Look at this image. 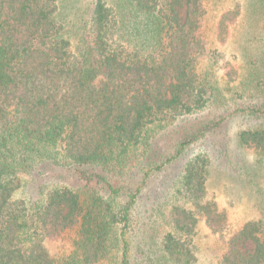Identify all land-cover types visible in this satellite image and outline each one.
I'll return each instance as SVG.
<instances>
[{
	"label": "trees",
	"instance_id": "16d2710c",
	"mask_svg": "<svg viewBox=\"0 0 264 264\" xmlns=\"http://www.w3.org/2000/svg\"><path fill=\"white\" fill-rule=\"evenodd\" d=\"M206 1L91 0L68 13L78 0H0V264H132L142 188L198 140L188 133L163 158L152 131L220 101L200 70L224 62L202 36ZM238 12L220 16L219 35ZM228 69L236 109L257 121L238 141L264 158V62ZM209 166L202 150L186 161L185 206L160 236V256L135 255L136 264H194L199 222L225 245L216 264H264V217L230 231L208 190ZM66 234L69 249L53 253L48 243Z\"/></svg>",
	"mask_w": 264,
	"mask_h": 264
},
{
	"label": "rangeland",
	"instance_id": "374dc122",
	"mask_svg": "<svg viewBox=\"0 0 264 264\" xmlns=\"http://www.w3.org/2000/svg\"><path fill=\"white\" fill-rule=\"evenodd\" d=\"M90 1L78 0L75 6H68V13L83 11ZM205 4L207 11L202 36L210 49L222 52L224 62L219 69L203 61L200 70L210 72V79L217 86L220 101L152 131L148 143L162 149L163 158L171 155L188 133L196 134L198 140L187 146L179 158L152 173L142 188L135 206V216L140 218L134 217L128 233L132 264H136V256H160V236L170 230L171 221L178 217L175 207L185 206V199L178 190L184 165L199 150L210 158L208 190L219 210L226 215L228 229L234 231L246 220L264 217V158H259L253 149L240 144L237 138L239 131L252 129L257 121L236 109L243 105H240L242 100L233 92V84L228 86L224 81V73L232 65L238 68L236 73L240 74L246 73L245 69L250 65L263 64L264 6L261 0H207ZM234 7L239 9L235 20L224 35H219L217 22L220 16ZM184 12L185 8L181 7L179 13L182 17ZM248 94L251 95V92ZM249 99L257 101L259 95L254 93ZM216 121L220 122L217 128L201 133L204 124ZM143 159L133 166L137 168L130 170L135 171V181L139 179L138 170L144 165ZM69 243L70 235L66 234L50 241L48 245L53 253H61L69 249ZM193 246L196 255L194 264H216L225 249L219 235L212 233L204 222L195 226Z\"/></svg>",
	"mask_w": 264,
	"mask_h": 264
}]
</instances>
